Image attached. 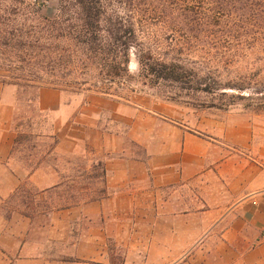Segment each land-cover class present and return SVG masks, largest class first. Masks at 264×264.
I'll return each instance as SVG.
<instances>
[{"label":"crops","instance_id":"obj_1","mask_svg":"<svg viewBox=\"0 0 264 264\" xmlns=\"http://www.w3.org/2000/svg\"><path fill=\"white\" fill-rule=\"evenodd\" d=\"M34 107L53 146L27 169L18 89L0 83V264H117L109 247L118 264H264V151L248 120L191 125L50 86Z\"/></svg>","mask_w":264,"mask_h":264},{"label":"trees","instance_id":"obj_2","mask_svg":"<svg viewBox=\"0 0 264 264\" xmlns=\"http://www.w3.org/2000/svg\"><path fill=\"white\" fill-rule=\"evenodd\" d=\"M15 3L18 5L0 9V20L24 17L37 21L38 17L46 38L73 39L84 46L80 55L60 54L69 58L73 71H78V80L72 86L77 92L93 91L112 97L110 86L126 81L121 76L127 73L131 50L136 52L140 68L149 75L190 86L197 81L189 62L182 58L183 52H214L222 56H240L252 50L264 52V0H126L122 12L106 0H58L52 19L43 17L44 3ZM155 26L164 30L171 42V52L165 53L174 54L169 59L156 57L159 47L139 43L140 35ZM19 33L0 28V83L17 87L25 97L32 88H55L51 84L36 85L42 80L37 73L43 74L45 67L40 65L37 69L35 47ZM94 65L100 67L104 77L100 86L90 82L89 69ZM230 87L244 88L239 83ZM208 89L200 91L209 92ZM27 101L34 106L36 94Z\"/></svg>","mask_w":264,"mask_h":264},{"label":"rangeland","instance_id":"obj_3","mask_svg":"<svg viewBox=\"0 0 264 264\" xmlns=\"http://www.w3.org/2000/svg\"><path fill=\"white\" fill-rule=\"evenodd\" d=\"M20 1L25 5L44 3L42 15L48 19H52L56 14L58 0H15L14 2L0 0V9L18 5L15 2L20 3ZM106 1L114 8H119L120 12L125 8L126 0ZM0 23V28L20 31L23 40L34 45V50L37 52V69L40 65L45 67L43 74L37 73L42 80L36 85L51 84L60 89L69 101L83 93H95L77 92L72 87L78 80V71H73L74 67L68 65V57L60 56L65 52L80 55L84 50L82 44L73 39L46 38L47 35L41 32L43 25L38 17L37 21L17 17L8 21L0 20ZM148 30L140 35L139 43L144 47H159L156 57L171 58L173 53L165 55L171 52L168 47L171 42L166 38L164 30L156 26ZM42 50L46 54H42ZM182 58L189 62V69L195 74L194 80L197 83L191 86L159 80L149 75L140 68L137 54L131 50L127 73L121 76L126 81L122 84H112L109 92L112 97L132 100L147 109L169 114L177 120L190 122L191 125H195L201 115L208 113L230 117L235 122L248 120L256 136L255 139L264 151V52L252 50L240 56H222L214 52L210 54L183 52ZM89 74L92 78L91 83H96L98 86L103 84L104 77L101 75L100 67L91 66ZM237 83L244 88L237 90L230 87L231 84ZM202 88H209V92H201ZM35 94L34 88L27 91L26 97L18 91L19 112L15 125L19 129V134L14 157L16 162L27 169L33 167L36 162L37 147H40L41 151H48L53 146L52 139H37V130L44 129L47 120L38 117L33 104L27 101V99L32 100ZM94 175L99 176L100 172L97 171ZM123 253V249L109 247V254L117 264L122 260Z\"/></svg>","mask_w":264,"mask_h":264}]
</instances>
